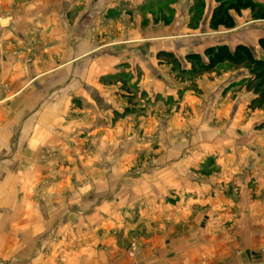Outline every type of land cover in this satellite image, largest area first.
<instances>
[{
	"label": "rangeland",
	"instance_id": "374dc122",
	"mask_svg": "<svg viewBox=\"0 0 264 264\" xmlns=\"http://www.w3.org/2000/svg\"><path fill=\"white\" fill-rule=\"evenodd\" d=\"M166 2L165 6L155 8L154 25L161 24L158 19L162 16L166 19L162 23L166 25L170 24L168 18H174L177 0ZM252 2L258 11L264 9V0ZM216 5L217 0L208 9L213 11ZM186 9L189 28L199 30L208 10L207 0H188ZM15 10V7L0 6V105L12 101L15 111L33 114L30 107L23 110L20 102L27 98L30 105L32 98H38L48 107H54L52 113L59 111L58 105L65 104L73 118L80 120L86 113V119L90 113L93 120L91 129L81 121L78 123L84 128L76 140H84L85 144L76 145L74 149L72 145L59 149L46 145L38 152H29L20 137H14L10 147L15 150L4 151V138L0 135V264H191L185 261L187 255L188 259L190 255L200 257L195 264H202L210 248L206 252L186 248L185 242L179 240L187 228L183 220L179 222L178 215L176 222V218L171 217L187 198L199 197L196 182L221 172L215 157L206 152L205 141L221 137L219 131L223 129L226 135L237 139L244 136L242 130L246 126L253 131L264 130V105H252L254 94L245 83L248 71L224 63L212 72L192 77L182 73L180 68L161 62L157 55L155 65L149 60L145 62V67H150L146 70L140 68L141 62L137 64L122 56L114 70L91 72L98 87L75 88V93L69 90L72 87L57 88L51 84L40 87L31 86L32 83L21 88L17 86L21 73L18 65L29 67L47 57L38 53L33 40L6 37L4 25ZM245 10L249 12L246 16L249 22L226 34L224 43L231 47L246 44L260 57L263 51L259 39L264 37V19L257 18L251 8L242 9ZM100 20L93 22V44L100 40L97 36ZM173 53L182 62V69H187L185 56ZM4 63H10L5 70ZM101 64L110 65V61ZM23 73L26 77V72ZM27 73L31 81L39 72L27 70ZM22 89L26 93L21 94ZM84 94L91 96V103L85 100ZM230 111H235L234 119L229 117ZM169 122L173 124L171 129ZM232 125L235 132L229 129ZM169 147L171 151L164 150ZM192 148L204 156L202 162L190 163L180 171L178 161L190 156ZM7 153L11 154L9 158L4 157ZM164 158L175 161L177 175L174 171L171 177L161 172ZM155 167L161 168L153 170ZM179 171L183 172L181 179L187 181L186 184L181 182L180 185ZM218 185L221 190L225 189L226 195L233 189L229 186L228 191L222 180ZM59 186L66 202L71 198L76 199L78 206H98L85 219L76 212L73 216L65 215L62 226L55 230H51V225L47 230L39 229L45 227L41 225L45 208L41 209L38 203L43 200L51 205L50 190ZM151 198L160 206V209L155 208L159 212L153 221L149 218V211L153 209L146 207ZM163 206L172 207L169 217L162 216ZM234 211L231 210L220 234L238 232L243 226L242 220L248 216ZM218 217L224 218L223 215ZM204 218L203 223L208 224V216ZM163 219L171 221L166 225ZM257 235L253 232L252 238ZM172 239L175 241L168 242ZM232 253L243 254L242 246L236 245ZM223 260H227L226 257Z\"/></svg>",
	"mask_w": 264,
	"mask_h": 264
},
{
	"label": "crops",
	"instance_id": "0c3cea01",
	"mask_svg": "<svg viewBox=\"0 0 264 264\" xmlns=\"http://www.w3.org/2000/svg\"><path fill=\"white\" fill-rule=\"evenodd\" d=\"M166 1L168 0H0V6L17 8L11 20L5 22L6 37L25 39V41L33 40L38 53L41 52L42 56L47 57L46 60L42 58L25 68H20V63L18 71L21 73L17 86L26 88L32 83L31 86L40 87L49 84L57 88L68 86L72 87L69 90L74 93L75 88L98 87L99 84L96 79H93L91 72L114 70L117 67L115 64L122 56L129 60L131 58L137 64L141 62L143 65H140V68L146 70L150 67H145V62L149 60L152 65H155L156 55L160 50H169L184 56L190 52H203L209 45L226 42L224 41L226 34L249 22V18H246L249 12L246 10L242 11L241 15L232 12L235 27L211 28L209 22L212 9L208 7H213L215 0H207L208 10L205 12V21L201 28L195 31L187 24L188 0H177L174 5L177 8L174 18H168L167 21L170 24L162 23L166 22L165 17L162 16L158 19L161 24L154 25L155 8L165 6ZM98 19H101L97 28V36L100 40L93 44L92 26ZM95 56L98 57L93 59ZM106 60L110 61V65L101 64ZM7 65L10 63L3 64L4 70ZM27 70L39 73L33 75L31 81H28ZM23 71L26 72V77H23ZM79 72L84 73L79 75ZM23 92L24 89L21 94ZM37 92L43 94L41 91ZM59 92L57 90V94ZM83 97L91 103L90 95L84 94ZM20 103L23 110L30 107L35 114L15 111V107L12 109V101L3 102L0 105V135L4 138L2 147L4 151L15 150L10 147L14 137H20L21 143L26 144V150L29 152H38L46 145L56 146L58 149L69 148V145H72L73 149L76 145L84 146V140H76L81 129L84 128L78 123L81 121L83 126L89 128L93 120L90 113H87L86 119L85 113L82 118H79L80 120H77L70 116L69 107L67 108L65 104L58 105L59 111L52 113L51 109L54 107H48L47 103L44 104L38 98L34 100L32 98L30 101L32 106L27 102V98ZM41 107L42 112L39 111ZM229 117L234 119L235 111H230ZM171 127L173 124L169 122L168 128L171 129ZM229 129L235 132L234 125ZM242 131L244 136L240 137L241 139H237L234 135H226L223 129L219 131L222 134L221 137L214 140L215 142L205 141L206 152L215 157L216 166L221 168V172L196 182V189L199 191L196 195L199 197L196 200L187 198L186 202H182L185 203L183 206L181 204L178 209H174L176 213L171 212V206L162 208V216L165 218L173 213L172 219L178 215L179 222L183 220L182 223L187 230L185 235H180L179 242H185L186 248L194 247L198 252L207 251L210 248L206 256L207 260H201L202 264H217L224 257L227 260H223L222 264H264V130L253 131L250 126H246ZM87 132L90 134L89 131ZM196 148H192L187 158H180L178 161L180 171L185 170L190 163L202 162L204 156L198 154ZM164 150L171 151L172 148ZM10 155L7 153L4 157L9 158ZM79 162L84 164L81 160ZM174 167H177L175 161L172 163L171 158H164L161 172L171 177L174 171L173 173L177 175ZM160 168L155 167L153 170H160ZM180 171L178 172L180 185L181 182L186 184L187 181L181 179L183 172ZM221 180L226 184L228 191L233 183L231 186L233 189L231 193L227 192L228 195L225 189L219 188L218 184ZM60 189L61 186L50 190L51 205L50 203L47 205L43 200L38 203L41 209L45 208V212L43 210L44 213L41 214V225L45 227L39 229L47 230L51 225V230H55L62 226L65 215L73 216L76 212L85 219L88 214H92L93 208L98 206L96 204L89 206L79 204L78 206L76 199L71 198H68L66 202ZM150 200L146 207L153 209L149 211V218L153 221L154 218H158L159 212L155 208L160 206L156 205L155 198ZM195 206L198 209L194 210ZM233 209L237 210L234 213L248 217L243 218V226L238 232L220 234L222 225L229 219ZM218 215H223L224 218H217ZM204 216L211 218V220L207 218L208 224L203 223ZM164 219L163 224L172 220ZM253 225L258 226L257 229L253 228ZM253 232L258 234L257 237L252 238ZM174 241L172 239L168 242ZM236 245L242 246L243 254L233 255V248ZM257 248L260 250L257 251ZM190 256L189 259L188 255L186 257L187 263L195 264L201 259L194 255Z\"/></svg>",
	"mask_w": 264,
	"mask_h": 264
},
{
	"label": "trees",
	"instance_id": "16d2710c",
	"mask_svg": "<svg viewBox=\"0 0 264 264\" xmlns=\"http://www.w3.org/2000/svg\"><path fill=\"white\" fill-rule=\"evenodd\" d=\"M245 8L253 9L257 18L264 19V9L258 11L252 0H217L210 17L211 27H235L232 12L240 14ZM259 46L263 51L260 57L256 56L250 46L243 43L234 47L225 43L209 45L203 52H190L185 55L187 69H182V62L171 51L160 50L157 57L161 62L180 68L182 73L192 77L212 72L224 63L235 68H244L249 73L245 81L246 87L254 94L252 105L261 107L264 105V37L259 39Z\"/></svg>",
	"mask_w": 264,
	"mask_h": 264
}]
</instances>
